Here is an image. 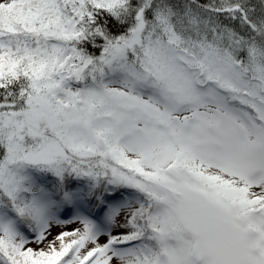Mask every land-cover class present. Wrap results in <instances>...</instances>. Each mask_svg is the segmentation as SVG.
Instances as JSON below:
<instances>
[{"label": "snow or ice", "instance_id": "obj_1", "mask_svg": "<svg viewBox=\"0 0 264 264\" xmlns=\"http://www.w3.org/2000/svg\"><path fill=\"white\" fill-rule=\"evenodd\" d=\"M0 264H264V0H0Z\"/></svg>", "mask_w": 264, "mask_h": 264}, {"label": "rangeland", "instance_id": "obj_2", "mask_svg": "<svg viewBox=\"0 0 264 264\" xmlns=\"http://www.w3.org/2000/svg\"><path fill=\"white\" fill-rule=\"evenodd\" d=\"M55 231H59V229H56ZM32 247H36L35 245H31Z\"/></svg>", "mask_w": 264, "mask_h": 264}]
</instances>
